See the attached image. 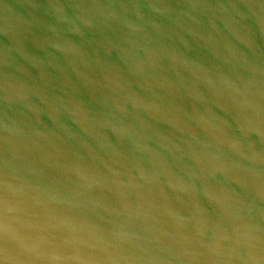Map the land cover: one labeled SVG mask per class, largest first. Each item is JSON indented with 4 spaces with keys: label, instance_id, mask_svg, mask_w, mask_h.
<instances>
[{
    "label": "water",
    "instance_id": "95a60500",
    "mask_svg": "<svg viewBox=\"0 0 264 264\" xmlns=\"http://www.w3.org/2000/svg\"><path fill=\"white\" fill-rule=\"evenodd\" d=\"M0 264H264V0H0Z\"/></svg>",
    "mask_w": 264,
    "mask_h": 264
}]
</instances>
